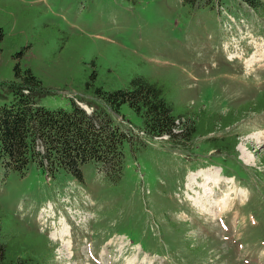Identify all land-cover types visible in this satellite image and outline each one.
I'll list each match as a JSON object with an SVG mask.
<instances>
[{
    "label": "rangeland",
    "instance_id": "obj_1",
    "mask_svg": "<svg viewBox=\"0 0 264 264\" xmlns=\"http://www.w3.org/2000/svg\"><path fill=\"white\" fill-rule=\"evenodd\" d=\"M259 55L264 0H203L195 8L183 0H0V81L13 79L16 63L29 68L47 90L39 100L47 110H69L73 101L92 112L104 107L97 94L147 78L164 85L176 110L200 111L206 123L235 117L175 148L165 136H142L140 118L122 105L124 120L109 113L130 135L117 181L93 162L78 179L34 165L20 174L0 160V243L34 247L44 264H264ZM210 137H231L235 149L208 148ZM207 169L220 176L212 200L229 202L213 217L189 200L202 194V178L191 183L192 175ZM61 224L67 236L54 239Z\"/></svg>",
    "mask_w": 264,
    "mask_h": 264
},
{
    "label": "trees",
    "instance_id": "obj_2",
    "mask_svg": "<svg viewBox=\"0 0 264 264\" xmlns=\"http://www.w3.org/2000/svg\"><path fill=\"white\" fill-rule=\"evenodd\" d=\"M183 1L195 8L203 0ZM242 1L250 6L259 4V0ZM12 71V80L0 81V160L6 170L20 174L34 165L44 174L61 170L79 179L81 167L93 162L106 177L117 181L124 161L122 144L128 138L109 113L119 116L122 105L140 118L146 137L165 136L175 148L208 135L217 122L224 128L235 119L229 113L218 119L211 116L206 123L200 111L176 110L166 97L164 85L147 78L133 79L128 89L97 94L105 108L93 109L90 114L73 101L69 110L50 111L39 104L47 90L32 71L18 63ZM256 107L264 109V96L254 105L259 109ZM204 144L227 152L235 149L236 140L210 137ZM27 247L0 243V264H44L40 251Z\"/></svg>",
    "mask_w": 264,
    "mask_h": 264
},
{
    "label": "bare ground",
    "instance_id": "obj_3",
    "mask_svg": "<svg viewBox=\"0 0 264 264\" xmlns=\"http://www.w3.org/2000/svg\"><path fill=\"white\" fill-rule=\"evenodd\" d=\"M259 49V48H258ZM259 60L264 59V55H259ZM232 58V57H231ZM253 58V57H252ZM255 59V58H253ZM252 62V60H251ZM240 153H241V159L244 161L245 164L252 163V157L246 154L245 149L243 147L238 148ZM217 170H203L198 172L197 174L192 175V182L196 180L198 176H200L202 179V184H200L199 188L202 190V194L200 195L198 192L195 194L194 198L189 199L190 203L196 208L195 212H197L200 215L203 216H216L219 215V212L225 209L228 206V197L224 199H218V200H212L211 194H212V189L210 188V184H219L220 183V176L217 174ZM189 181V182H190ZM197 181V180H196ZM227 181H229L227 179ZM187 182V181H186ZM188 182V187L190 189V183ZM198 186V185H197ZM234 202V201H233ZM191 207V206H190ZM194 209V208H193ZM218 213L216 212V210ZM194 211V210H193ZM62 228L59 230L58 235H53V238L55 239L57 236L60 237L61 239H64L67 236V225L66 224H61Z\"/></svg>",
    "mask_w": 264,
    "mask_h": 264
}]
</instances>
